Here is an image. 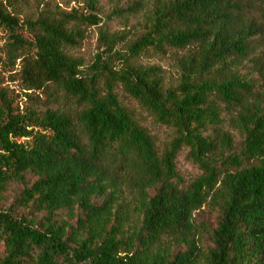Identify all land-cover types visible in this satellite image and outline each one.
Listing matches in <instances>:
<instances>
[{
	"label": "trees",
	"instance_id": "obj_1",
	"mask_svg": "<svg viewBox=\"0 0 264 264\" xmlns=\"http://www.w3.org/2000/svg\"><path fill=\"white\" fill-rule=\"evenodd\" d=\"M18 2L0 0L24 90L0 86V264H264V0H154L143 32L123 51L102 32L85 69L67 49L95 0L24 25ZM146 54L174 56L175 87ZM117 88L174 130L162 155ZM181 147L203 171L188 186Z\"/></svg>",
	"mask_w": 264,
	"mask_h": 264
},
{
	"label": "rangeland",
	"instance_id": "obj_2",
	"mask_svg": "<svg viewBox=\"0 0 264 264\" xmlns=\"http://www.w3.org/2000/svg\"><path fill=\"white\" fill-rule=\"evenodd\" d=\"M89 0H19L14 8H8V12L19 20L20 25L28 21H35L44 13L55 14L58 12H71L83 8L88 10ZM154 0H95V14L99 22L95 26H86L83 30V39L79 45L67 49L68 53L81 62V69L88 67L94 60L97 53L105 50L100 34L107 32L108 36L115 35L121 40L114 47V51H123L125 46L135 40L143 32L145 19L150 14V8ZM138 3L135 12H127L125 9L133 3ZM87 14V12L85 13ZM3 41H0V86L13 90L15 95L24 93L23 86L16 74L20 67L16 64L15 69L6 65L4 52L1 50ZM176 55H181L178 52ZM106 56V55H104ZM174 56H157L146 54L140 57L139 63L145 66H157L162 71L165 86L175 87L178 83V71L174 62ZM245 72V70H243ZM120 103L133 112L136 120L153 138L157 152L162 155L169 149L172 140L175 138L174 130L157 124L152 117L139 108L137 103L130 99L121 88L116 89ZM22 97V96H21ZM23 98H20L22 100ZM24 102V99L22 100ZM20 103V108L24 103ZM225 129L229 130L235 146H238L241 138L237 131L232 130L226 124ZM189 149L181 147L174 160L175 170L185 186L190 185L203 175L200 167L193 163L188 157ZM17 189L12 188L7 194L9 200L16 195ZM215 216L207 212L199 215V222L208 224L214 223Z\"/></svg>",
	"mask_w": 264,
	"mask_h": 264
}]
</instances>
